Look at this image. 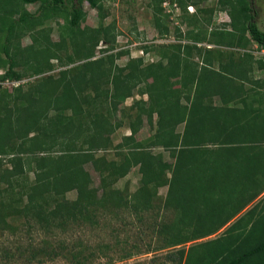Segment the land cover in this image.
Listing matches in <instances>:
<instances>
[{
	"label": "trees",
	"instance_id": "trees-1",
	"mask_svg": "<svg viewBox=\"0 0 264 264\" xmlns=\"http://www.w3.org/2000/svg\"><path fill=\"white\" fill-rule=\"evenodd\" d=\"M105 1L0 0V49L8 60L0 81L18 82L26 70L40 76L13 92L0 82V230L11 231L9 218L17 215L30 228L51 230L96 225L108 210L116 218L128 209L140 215L141 236L148 229L162 238L164 264H264V57L242 50L250 39L264 48L253 1L219 0L230 26L209 30L215 7L170 0L182 13L172 30L165 0H145L158 36L173 33L180 42L143 45L158 59L133 57L125 65L117 59L129 49L115 52L120 31L116 19L106 21ZM85 2L97 10V25L84 24ZM52 19L59 40L46 25ZM25 35L30 44L23 45ZM207 38L216 46L203 48ZM56 66L67 68L51 74ZM147 121L152 132L140 139ZM123 126L130 133L115 144ZM110 150L116 158H108ZM87 163L99 172L101 187L93 185ZM134 167L140 185L126 194L115 183ZM161 187L167 193L159 208L171 218L147 224L141 213L153 207ZM71 191L74 199L67 197ZM138 247L133 242L126 256ZM67 250L61 254L69 258ZM44 252L60 255L50 245ZM82 253L71 256L89 264Z\"/></svg>",
	"mask_w": 264,
	"mask_h": 264
},
{
	"label": "rangeland",
	"instance_id": "rangeland-1",
	"mask_svg": "<svg viewBox=\"0 0 264 264\" xmlns=\"http://www.w3.org/2000/svg\"><path fill=\"white\" fill-rule=\"evenodd\" d=\"M199 1V0H196ZM219 0H205L201 6H213L215 7L213 22L209 26V30L214 26L225 28L224 25H229L231 16L229 11L224 8L219 7ZM259 16L256 17V21L259 26L264 29V0H257ZM105 6L111 11V16L107 18V22L112 21L113 19L117 20L118 31L120 33L117 36L118 47L116 51L122 49H129V54L123 53L118 59L117 62L120 65H125L130 58L133 57H143L145 62H151L157 60L158 56L153 55L152 53L144 52L143 45H153V44H172L180 42L177 38L174 37V34L171 33L167 37H160L156 31V28L152 22V10L148 7L145 0H133L129 2L122 3L120 0H107L105 1ZM39 7V4L28 5L27 8L31 11ZM84 10L86 11L87 19L84 24L97 25L98 16L97 10L92 8L87 2L83 4ZM197 6L193 4V11L196 10ZM189 10V8L187 7ZM167 10H170L167 8ZM189 12H191L189 10ZM173 14L174 18L170 19L172 30L177 27V22L181 21V15L178 14L179 11L173 10L170 11ZM182 14V13H181ZM134 19L135 25L137 28H134ZM59 22L64 23V19L58 18ZM48 26H51L53 31L51 37L53 40H59L60 30L56 19H52L47 22ZM210 37L209 35H206ZM188 41V40H185ZM32 42L29 35H25L22 38L23 45L30 44ZM252 39L249 40L247 48L252 50V53L257 56L258 59H261L264 56L263 47H259V44H255ZM203 48L205 47H215L216 45L210 42V39L204 40L199 43ZM224 50H227V47H221ZM237 52V51H236ZM98 56L101 52L98 51ZM215 66L217 67L219 61L215 57L214 61ZM8 66V60L6 55L0 49V74H3ZM72 66V65H70ZM57 67V66H56ZM67 68V66H58L52 71L51 74L56 75L61 68ZM17 70H24V67L18 65ZM27 74L22 80L18 82L6 81L2 82L1 89L6 88L9 92H13V87L19 84L24 86L32 81L37 80L40 76L31 75L29 70H26ZM48 74V73H47ZM46 75V74H45ZM256 75H259L256 74ZM43 76V75H41ZM27 86V85H26ZM140 98V96H137ZM215 102H218V98H215ZM133 103V98H128L126 101L127 105ZM183 126H179L181 130ZM151 127L149 122H145L141 131L137 134L138 138H145L151 134ZM130 129L127 126H123L114 134V143H118L122 140L124 134H129ZM156 152H163L167 160L172 161L169 153L163 151L162 148H156ZM101 153V152H100ZM108 158H116L115 150H110L107 152ZM86 168L90 171L92 176V183L95 186L101 187V178L100 174L91 163L86 164ZM31 179L34 178L33 172L29 173ZM141 174L138 167H134L129 174L119 179L115 186L121 188L125 193L135 192L140 185ZM157 200H154L153 207L147 213H141L144 220L147 224H152L153 222H160L164 219L171 218L169 213L163 212L159 208V205L163 202L164 196L167 193V187H161L158 190ZM76 191H71L67 193V197L74 199L76 197ZM107 210V208H106ZM139 213L136 211H130L128 209L120 210L117 217L115 218L114 214L108 210L103 215H99V223L92 225L91 223H84L81 225L69 224L66 228H52L51 230L40 229L39 227L33 225V228H30L26 224V217L23 215H17L9 218V224L12 225V230H0V264H77L76 260L71 256L73 253H78L79 250H82V254L87 256L89 259V264H164V256L168 252V249L162 248L163 241L158 235L153 234L151 230L147 229V232L140 235V222L138 220ZM146 225V223H145ZM143 227V226H142ZM116 240L118 242L116 243ZM133 242H136L138 248L142 250L136 252L131 256H126L127 250L132 245ZM100 243L103 246H99ZM50 245V248L55 247L57 251L60 252V255L54 258L49 257L44 250ZM64 245V248L60 246ZM98 247H102L103 251H100ZM44 248V249H43ZM68 249L69 258L61 254V252ZM43 250V251H42ZM6 251V252H5ZM91 252V253H90ZM7 253L14 256L13 260H8ZM94 254L92 257L91 254ZM92 257V259H90ZM153 260V263H152ZM171 264V263H170Z\"/></svg>",
	"mask_w": 264,
	"mask_h": 264
},
{
	"label": "clouds",
	"instance_id": "clouds-1",
	"mask_svg": "<svg viewBox=\"0 0 264 264\" xmlns=\"http://www.w3.org/2000/svg\"><path fill=\"white\" fill-rule=\"evenodd\" d=\"M166 3H167V4H166ZM163 6L165 7V9H166L167 12L172 11V7H173V10H176V11L178 10L179 13L181 14V9H180V7H178V6L174 5V4H172L170 0H165L164 3H163ZM167 8H169L170 10H167ZM188 8H189V10H190L191 12H194V11H195V10L193 11V4L189 5ZM180 14H178V15L180 16ZM173 18H174V16H173ZM177 23H179V22H177ZM255 44H257V43H255ZM259 47H261V46L259 45ZM242 50H243V51L247 50V51L252 52V50H251L250 48H245V49H242ZM263 53H264V50H263ZM262 57H264V56H262ZM256 58L258 59L257 56H256Z\"/></svg>",
	"mask_w": 264,
	"mask_h": 264
},
{
	"label": "flooded vegetation",
	"instance_id": "flooded-vegetation-1",
	"mask_svg": "<svg viewBox=\"0 0 264 264\" xmlns=\"http://www.w3.org/2000/svg\"><path fill=\"white\" fill-rule=\"evenodd\" d=\"M253 1V4H254V6H255V8L257 9L258 8V4H257V0H252ZM259 1V0H258ZM258 10V9H257ZM258 16H259V14H258Z\"/></svg>",
	"mask_w": 264,
	"mask_h": 264
},
{
	"label": "crops",
	"instance_id": "crops-1",
	"mask_svg": "<svg viewBox=\"0 0 264 264\" xmlns=\"http://www.w3.org/2000/svg\"><path fill=\"white\" fill-rule=\"evenodd\" d=\"M249 47V46H248ZM259 76H261V74H259ZM248 86H251V84L250 83H248ZM260 89V88H259ZM262 94L264 95V89H262Z\"/></svg>",
	"mask_w": 264,
	"mask_h": 264
},
{
	"label": "built area",
	"instance_id": "built-area-1",
	"mask_svg": "<svg viewBox=\"0 0 264 264\" xmlns=\"http://www.w3.org/2000/svg\"><path fill=\"white\" fill-rule=\"evenodd\" d=\"M167 4V3H166Z\"/></svg>",
	"mask_w": 264,
	"mask_h": 264
}]
</instances>
